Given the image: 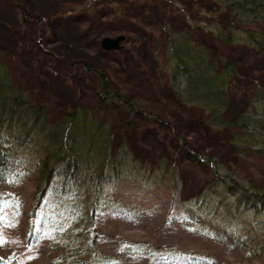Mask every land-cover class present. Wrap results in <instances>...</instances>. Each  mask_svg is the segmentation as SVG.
Listing matches in <instances>:
<instances>
[{
	"label": "trees",
	"instance_id": "1",
	"mask_svg": "<svg viewBox=\"0 0 264 264\" xmlns=\"http://www.w3.org/2000/svg\"><path fill=\"white\" fill-rule=\"evenodd\" d=\"M213 1L231 11L227 30L215 32L219 38L264 52V33L237 29L264 22V0ZM165 35L167 77L178 99L202 109L209 126L233 129L240 156L264 154V86L251 93L248 109L228 118L237 66L195 43L186 31L165 26ZM98 75L101 102L159 120L141 111L128 94L111 90L102 71ZM112 124L101 110L86 106L55 119L0 57V231L13 222L28 247L46 236L49 264H121L125 255L146 256L148 264H215L209 252L192 248L189 240L195 238L223 247L242 264H264V179L262 185L240 179L216 157L194 150L175 134L182 152L210 172L198 195L182 199L176 166L163 160L157 167L142 164L123 139L114 144ZM237 218L251 222L255 234L245 235ZM118 219L146 230L151 224L161 242L119 239L117 256L105 252L107 227ZM20 261V254L0 256V264ZM223 264L240 263L227 259Z\"/></svg>",
	"mask_w": 264,
	"mask_h": 264
},
{
	"label": "rangeland",
	"instance_id": "2",
	"mask_svg": "<svg viewBox=\"0 0 264 264\" xmlns=\"http://www.w3.org/2000/svg\"><path fill=\"white\" fill-rule=\"evenodd\" d=\"M230 24L231 11L213 0H0V57L34 101L42 102L55 119L81 106L101 110L111 117L114 144L123 139L144 165L157 167L161 160L174 164L181 179L180 195L187 200L199 194L210 172L182 152L175 134H181L194 150L216 157L240 179L259 185L264 179V154L240 156L233 144V129L209 126L205 112L184 105L167 77L165 26L186 31L214 56L230 59L237 73L230 82L227 117L248 109L251 93L264 86V52L241 42L225 43L215 32L227 30ZM238 28L264 33V22L251 21ZM120 35L125 37L120 50L103 49V37ZM82 64L93 70H85ZM101 71L111 90L128 94L141 111L159 120L152 122L139 112L131 115L101 102L96 92ZM237 222L245 235L254 233L251 222L239 218ZM147 226L146 230L112 220L103 240L105 252L117 256L119 239L161 242L151 232L153 226ZM19 232L13 222L0 231V256L20 254L19 264H49L47 237L28 247ZM189 244L209 252L217 259L215 264L227 259L242 264L223 247L213 248L197 238ZM120 262L148 264V259L125 255Z\"/></svg>",
	"mask_w": 264,
	"mask_h": 264
},
{
	"label": "water",
	"instance_id": "3",
	"mask_svg": "<svg viewBox=\"0 0 264 264\" xmlns=\"http://www.w3.org/2000/svg\"><path fill=\"white\" fill-rule=\"evenodd\" d=\"M125 39L123 35L116 36V37H103L101 44L103 49L110 51V50H120L121 49V42Z\"/></svg>",
	"mask_w": 264,
	"mask_h": 264
}]
</instances>
